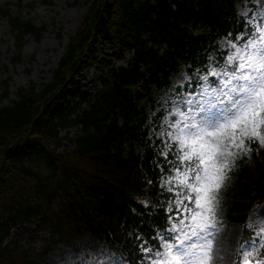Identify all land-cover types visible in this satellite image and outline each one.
<instances>
[{"label":"trees","instance_id":"obj_1","mask_svg":"<svg viewBox=\"0 0 264 264\" xmlns=\"http://www.w3.org/2000/svg\"><path fill=\"white\" fill-rule=\"evenodd\" d=\"M85 2L87 9L51 77L38 88L33 82L18 87L17 97L0 107V264H44L2 244L10 226L23 222L46 226L69 244L89 236L126 264L163 260L156 255L161 242H172V222L188 213L176 215V182L168 183L176 175L169 163L175 157L166 147L172 141L152 130L165 112L157 109L152 87H169L184 65L188 79L177 88L196 92L206 82L211 90L218 79L211 71L232 68L231 48L221 47L220 40L244 44L259 37L238 11L243 0ZM0 14L18 50L26 32L44 29L1 6ZM112 38L119 57L124 50L132 53L127 64L105 61L94 92L72 88L88 58L85 50L98 39ZM77 125L68 137L72 146L56 150L59 129ZM245 145L255 154L258 176H249L245 156L238 154L226 174L238 172L239 195L248 200L233 202L230 211L264 201V147L247 140ZM237 218L244 222L245 213ZM242 228L243 242L255 238L247 224ZM249 248L264 253L258 245ZM234 264H242L241 250Z\"/></svg>","mask_w":264,"mask_h":264},{"label":"rangeland","instance_id":"obj_2","mask_svg":"<svg viewBox=\"0 0 264 264\" xmlns=\"http://www.w3.org/2000/svg\"><path fill=\"white\" fill-rule=\"evenodd\" d=\"M244 2V5L238 8L239 11L246 16L249 23L255 26L256 30L257 25L264 29V24H261V18L264 16V0H244ZM0 6L6 8L11 14L19 15L21 18H30L36 26H44L39 34L26 32L23 35L22 47L18 50L12 29L6 17L0 14L1 107L17 97L16 89L18 87L28 86L33 82L35 88H38L42 82L51 77L52 70L57 66L59 58L63 55L68 44V36L76 32L82 20L87 3L85 0H0ZM252 40L249 39L248 42ZM256 41H259V37ZM219 43L221 47L231 48L229 57L236 55V49L243 48L247 42L238 44L223 37ZM85 54L88 58L82 67L81 75L74 80L71 87L89 92L95 91L101 85L99 76L101 75L100 71L106 68L103 65L105 61L111 66L127 64L132 55L131 52L124 50V56L119 57V45L115 38L96 40L94 48L86 49ZM226 71L230 72L226 69L212 70L211 72L223 74ZM187 79L188 75L184 70V65H180L179 70L170 79L169 87L160 89L152 87L151 94L158 103L157 109L165 111L158 128L152 130L167 142L172 141L169 133L175 132L173 125L181 119V113L189 111L185 101L189 98H197L198 93H204L205 87L210 91L206 82L199 85L196 92L177 88ZM203 98H209L207 93H204ZM141 103H146V101L143 99ZM148 111L152 112L149 108ZM78 127L79 125L59 129L60 145L56 150L62 151L72 146L68 137L73 136ZM261 131L264 132V129ZM233 151H236V156L240 153L244 154L250 170L249 176L255 179L258 172L253 151L245 152L237 149H233ZM226 176L222 187L216 193L219 204L216 206L215 215L219 234L214 240V249L218 252L214 255L212 264H234L241 246H250L249 241L241 240L243 223L254 226L250 228L256 237L260 232V227L255 226L264 221V201L255 203L247 209L242 207L230 211L229 207L233 202L247 201L248 197L239 195L243 179L237 171L226 174ZM54 200L57 201V197ZM244 213L245 220L242 222L237 218V215ZM177 221L172 222L170 229ZM184 223L188 224L189 221L184 220ZM177 227L183 226L177 225ZM185 230L187 231V229ZM10 237L13 245L18 249L25 250L30 260H35V256L38 255L44 264H126L125 261L102 247L98 242L93 241L89 236H84L80 241L69 244L62 236H57L46 226L38 224L28 223L19 226L15 231H12ZM8 240H10L9 237ZM164 242H161V247ZM166 252L167 250L162 247V253ZM162 258L170 260V256L167 254ZM172 264H182V262H172Z\"/></svg>","mask_w":264,"mask_h":264},{"label":"snow or ice","instance_id":"obj_3","mask_svg":"<svg viewBox=\"0 0 264 264\" xmlns=\"http://www.w3.org/2000/svg\"><path fill=\"white\" fill-rule=\"evenodd\" d=\"M261 24H264V16ZM257 32L258 42L249 41L243 48L236 49V55L228 57V64L232 66L230 72L211 73L218 79L217 87L210 91L204 88L210 98L198 93L197 98L185 101L189 111L181 113V119L173 125L175 132L169 133L172 143L166 147L175 157V162L169 163L176 175L168 183L176 182V215H189L169 230L175 235L169 237L173 243L165 241L162 244L167 252H156L157 256L169 255L170 260L153 261L152 264H212L218 252L214 249V240L219 234L216 193L227 178L226 171L234 166L237 153L233 149L250 151L246 140L264 147V132L261 131L264 129V29L257 25ZM162 154L167 157L169 153ZM184 220L189 223L185 224ZM255 227H260V232L249 244L264 250V221ZM241 249L242 264H264L261 251L253 253L245 245Z\"/></svg>","mask_w":264,"mask_h":264}]
</instances>
